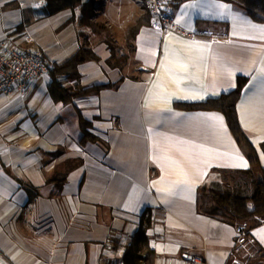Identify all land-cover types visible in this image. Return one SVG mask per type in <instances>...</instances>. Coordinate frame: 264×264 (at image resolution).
<instances>
[{
	"label": "crops",
	"instance_id": "1",
	"mask_svg": "<svg viewBox=\"0 0 264 264\" xmlns=\"http://www.w3.org/2000/svg\"><path fill=\"white\" fill-rule=\"evenodd\" d=\"M46 2L0 0V44L54 64L84 45L97 60L79 67L80 86L103 88L59 103L48 75L0 96V264H123L147 209L153 264H264V223L203 212L214 205L203 187L252 195L247 153L221 112L182 106L247 78L236 109L264 169V23L221 0H174L161 36L143 0H105L93 33Z\"/></svg>",
	"mask_w": 264,
	"mask_h": 264
},
{
	"label": "trees",
	"instance_id": "2",
	"mask_svg": "<svg viewBox=\"0 0 264 264\" xmlns=\"http://www.w3.org/2000/svg\"><path fill=\"white\" fill-rule=\"evenodd\" d=\"M105 0H47L45 4V14L54 15L63 10L72 12L78 11L79 17L77 25L79 28L90 29L96 33L101 30L102 25L94 23L96 17L95 11ZM242 9L249 18L256 23H264V0H221ZM148 13V12H147ZM150 19V14H147ZM151 23V22H149ZM97 57L86 46H81L78 52L67 61L61 64H55L50 70L51 83L49 85V94L53 101L59 103H71L73 100L89 94L93 89L103 88L96 86L91 88H82L80 86L79 67L87 61H95ZM59 78H65L68 82L76 81L75 87H64ZM247 83V78L238 77L236 87L233 91L222 94L218 98L208 99L206 102L197 105L184 104L186 108H204L221 112L227 121L229 131L232 133L238 145L247 153V158L252 165V169L247 172L253 186V192L250 196L236 195L221 191L215 187H203L201 191L212 198L214 205L209 210H203L210 216H228L235 220H256L252 225L258 226L264 223V169L260 167L257 152L250 144L240 125L236 109L237 102L241 92ZM83 126L85 124L83 123ZM83 126L82 129H83ZM83 137H90L87 133ZM261 173L258 178L255 171ZM152 227V211L145 210L139 219L137 231L134 234L131 244L125 247L123 255V264H153L155 253L150 248L147 231ZM251 227V228H252ZM249 249L255 253L256 245L249 243ZM256 254V253H255Z\"/></svg>",
	"mask_w": 264,
	"mask_h": 264
},
{
	"label": "built area",
	"instance_id": "3",
	"mask_svg": "<svg viewBox=\"0 0 264 264\" xmlns=\"http://www.w3.org/2000/svg\"><path fill=\"white\" fill-rule=\"evenodd\" d=\"M147 12L152 17V29L165 36L173 27L174 22L169 6L174 0H143ZM194 37L191 33H185ZM210 35V32H205ZM29 40V39H27ZM53 63L40 51H18L7 49L0 44V96L14 97L24 95L35 80L48 77ZM238 245L248 243V227L239 223L235 227Z\"/></svg>",
	"mask_w": 264,
	"mask_h": 264
},
{
	"label": "rangeland",
	"instance_id": "4",
	"mask_svg": "<svg viewBox=\"0 0 264 264\" xmlns=\"http://www.w3.org/2000/svg\"><path fill=\"white\" fill-rule=\"evenodd\" d=\"M117 1H119V0H117ZM97 10H99V9L97 8ZM95 13H97V11H95ZM54 66H55V64L53 63V68H54Z\"/></svg>",
	"mask_w": 264,
	"mask_h": 264
}]
</instances>
